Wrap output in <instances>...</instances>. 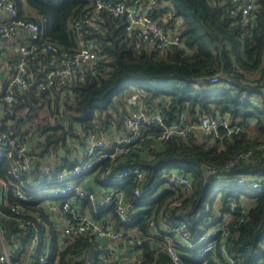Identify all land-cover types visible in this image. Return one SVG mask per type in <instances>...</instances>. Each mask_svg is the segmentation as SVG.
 <instances>
[{
	"label": "trees",
	"instance_id": "1",
	"mask_svg": "<svg viewBox=\"0 0 264 264\" xmlns=\"http://www.w3.org/2000/svg\"><path fill=\"white\" fill-rule=\"evenodd\" d=\"M14 1L21 17L42 25L43 40L61 47L75 45L70 21L92 7V0ZM256 2L254 14L244 16L239 11L231 12V0H156V6L150 9L152 17L169 12L165 23L170 27L175 26L177 18L182 20V42L164 50L128 33L125 18L107 12L96 14L87 34L99 45L98 69L88 70L83 81L74 80L71 86H57L41 93L32 86L9 105L10 113L0 116V131L31 141L36 169L48 163L56 170L71 165L67 155L74 146L72 142H83L84 132L104 131L109 139L117 131L125 132L126 103L132 91L145 92V105L149 109L158 107L168 120H177L185 113L187 119L198 123L203 115H212L242 127L231 134L222 129L223 135L217 138H206L197 129L185 137L174 135L161 143L154 142L159 133L154 127L146 133L144 143L148 149L121 154L113 162L102 163L96 181L108 167H141L147 176L144 186L156 181L163 171L177 170L190 176L189 187L166 185L155 201L137 195L136 184L129 180L124 191L134 213L131 223L122 221L113 205L97 213L87 199H77L84 210L91 207L93 217L105 218L124 236L135 234V247L141 253L137 264H173L167 251L170 243L180 251L181 264L195 263L203 245L200 237L205 220L229 229L226 246L235 264L264 263V193L242 184L256 176L264 178V0ZM30 8L36 12L30 13ZM26 39L33 42L30 35ZM11 57L14 58L10 60L9 72L13 74L22 57L18 53ZM49 58L46 53L41 59L26 57V69L35 82L47 70V65H40L39 60ZM213 77L218 80L212 82ZM21 104L34 108L46 104L49 116L37 120L35 115H13L15 106ZM61 154L59 160L57 156ZM10 168L11 160L0 157V181H18L13 179ZM11 200L17 201L13 197ZM176 201L180 203L174 204ZM232 203L238 210L229 213L226 207ZM38 210L50 223L48 215L41 208ZM182 219L187 220L195 243L189 249L180 246L173 231L166 232V228H175ZM150 221L154 224L149 225ZM45 226L38 230L49 239V264L112 262L108 246L94 236L64 241L53 227L46 235ZM220 233L215 235L214 248L204 256L206 264H230L220 250ZM32 236V232L25 236L24 247L14 257V264H23ZM153 242L160 247L154 249ZM120 251L128 253L124 245Z\"/></svg>",
	"mask_w": 264,
	"mask_h": 264
},
{
	"label": "built area",
	"instance_id": "2",
	"mask_svg": "<svg viewBox=\"0 0 264 264\" xmlns=\"http://www.w3.org/2000/svg\"><path fill=\"white\" fill-rule=\"evenodd\" d=\"M92 0V7L88 8L82 15L70 21L69 29L75 37V45L72 47H61L50 40H43L44 30L42 25L34 19H26L20 16V11L14 0H0V13L6 12L8 18L0 23V40L9 39L20 31H27L31 43L19 45L18 54L20 61L17 70L6 76V88L0 93V115L10 113L8 108L19 99V95L35 86L39 93L55 89L57 86H67L73 81H83L88 70L98 69L100 56L99 45L87 34V27L92 22L94 15L107 12L112 16L125 18V29L128 33H135L158 50H164L172 45L182 42L180 36V25L182 20L177 18L175 26H167L165 21L170 14L164 13L159 18L150 15V9L156 6V0ZM233 9L231 12L239 11L244 16H252L257 7L256 0H231ZM145 4V5H144ZM181 20V21H180ZM39 41V42H37ZM49 55V61L39 60V64H46L38 82L26 69V57L41 59L42 55ZM11 69V65L7 66ZM217 77L211 79L217 81ZM71 86V85H70ZM68 86V87H70ZM128 91L125 89V92ZM145 92L132 91L127 98V113L124 117L125 132L114 130L115 136L109 139L104 131L89 130L83 133L84 148L76 157H70L72 161L68 168L56 170L52 164L35 168L34 155L30 152L31 141L21 139L8 132L0 131V157L11 160L10 174L18 181H0V264H14V257L24 247L25 236L32 232L33 236L26 245L27 255L23 264H49L51 246L47 237H42L39 226H45V234L48 235L53 227L60 232L64 241L77 239L79 236L91 235L109 248L112 256L110 264H137L140 260V250L136 249L138 242L134 233L123 235L122 231L115 230L105 218H95L91 214V207L95 212H101L111 207L116 209L118 217L127 223L134 220L131 204L128 203L124 188L129 180L136 184L135 193L142 197H149L155 201L166 185L175 187H189L191 179L189 175L179 173L177 170L163 171V173L152 181L148 186L146 172L139 166L131 168L112 169L108 167L101 173L99 181H93L100 173L102 163L105 160L114 161L121 154L135 150L148 149L146 133L154 127L159 129L155 136L157 143L165 142L176 135L185 137L189 133L201 130L206 138L221 137L222 129L226 134L239 131L241 126L232 124L228 119L203 115L198 123L187 119L182 113L177 120H168L161 109L155 107L149 109L144 103ZM242 154L241 156H244ZM60 160L63 155H58ZM92 179L91 188L85 187V180ZM242 184L255 191L264 193V178L256 176L250 181ZM96 187V189H95ZM11 195L17 201L11 200ZM87 199L91 204L84 210L77 199ZM180 201L174 202L179 204ZM38 208H41L50 219L46 221ZM144 208V207H143ZM229 213L238 210L232 203L226 207ZM240 208H245L241 205ZM199 215L196 216V219ZM150 221L149 225H153ZM203 233L200 237V253L194 258L193 264H206L204 256L211 251L216 241V236L221 232V252L226 255L230 264H235L232 255L228 254L226 239L229 229L226 226L210 225V220L202 224ZM173 231L181 247L191 248L194 242L191 238L188 222L182 219L175 228H166V232ZM215 236V238H214ZM169 237V236H167ZM121 245L127 248L128 253H121ZM132 248L131 251L128 248ZM167 251L172 257L173 264H181L180 251L172 245H167ZM106 260V255H101ZM264 264V263H263Z\"/></svg>",
	"mask_w": 264,
	"mask_h": 264
},
{
	"label": "crops",
	"instance_id": "3",
	"mask_svg": "<svg viewBox=\"0 0 264 264\" xmlns=\"http://www.w3.org/2000/svg\"><path fill=\"white\" fill-rule=\"evenodd\" d=\"M147 2H148L147 0L144 1L145 4ZM29 12L34 14L36 11L30 8ZM7 18H8V15L6 12L0 13V23L2 21H5ZM28 35H29V33L27 31H20L19 33H17V35H15L9 39L0 40V66H1L0 67V92L6 88V85H7L6 76L11 75V73L7 69V66L10 64V60H12L15 57V56L14 57H11V56L13 54L16 55L18 53L19 45L28 42L26 39L28 37ZM4 65H5V70H4ZM22 106H26V105H22ZM20 109H21V106H20ZM18 110H19V108L16 109V113ZM13 112H14V110H13ZM3 115L4 114L2 112V114L0 116H3ZM72 143L74 146H73V148L71 146L69 155H67L68 160L70 159V157L74 158V157L78 156L84 148L83 142H81L79 140L73 141ZM90 176H91V178H93V181H96V178L94 177V175H90ZM95 189H96V187H95Z\"/></svg>",
	"mask_w": 264,
	"mask_h": 264
},
{
	"label": "rangeland",
	"instance_id": "4",
	"mask_svg": "<svg viewBox=\"0 0 264 264\" xmlns=\"http://www.w3.org/2000/svg\"><path fill=\"white\" fill-rule=\"evenodd\" d=\"M25 105L26 106H22V108L17 111L16 116L18 114H20V115L30 114L32 116L33 115L37 116V118H35L37 120L40 119V117H42V118L46 117V119L48 118L49 114H48V112L46 110L47 109L46 104L45 105H41V106H37L35 108L31 107V106H28L27 104H25ZM32 113H34V114H32ZM217 199H219V197Z\"/></svg>",
	"mask_w": 264,
	"mask_h": 264
},
{
	"label": "water",
	"instance_id": "5",
	"mask_svg": "<svg viewBox=\"0 0 264 264\" xmlns=\"http://www.w3.org/2000/svg\"><path fill=\"white\" fill-rule=\"evenodd\" d=\"M17 108H18V105L15 106V109H14L13 115L16 114V109H17ZM91 186H92V179H91V178H87V179L85 180V187H86V188H91ZM105 239H106V237L103 236V237L100 238V241H103V240H105ZM153 247H154V249H158V248L160 247V244H158L157 242H153ZM128 250L131 251L132 248L130 247V248H128Z\"/></svg>",
	"mask_w": 264,
	"mask_h": 264
},
{
	"label": "flooded vegetation",
	"instance_id": "6",
	"mask_svg": "<svg viewBox=\"0 0 264 264\" xmlns=\"http://www.w3.org/2000/svg\"><path fill=\"white\" fill-rule=\"evenodd\" d=\"M18 108L20 109V106H18ZM21 108H22V106H21Z\"/></svg>",
	"mask_w": 264,
	"mask_h": 264
}]
</instances>
